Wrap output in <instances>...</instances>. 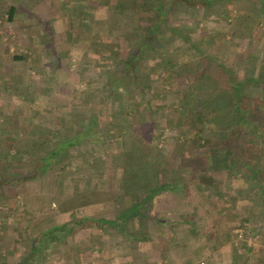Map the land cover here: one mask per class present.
Segmentation results:
<instances>
[{
	"label": "rangeland",
	"instance_id": "rangeland-1",
	"mask_svg": "<svg viewBox=\"0 0 264 264\" xmlns=\"http://www.w3.org/2000/svg\"><path fill=\"white\" fill-rule=\"evenodd\" d=\"M114 2L115 0H0V25L3 26L0 28L2 36L0 134L9 130L12 122L20 123L23 108L29 107L35 110L42 109V118L47 115L56 114L58 117L61 115L67 118L70 124L81 122L82 128L84 124L95 126L93 121L98 120L99 126L96 129L98 142L94 143L95 146L84 143L75 150L90 154V160L95 166L93 176L101 177L100 180L104 183L103 189L110 187L115 189L113 194L101 190L100 186L92 191H83L80 183H76L72 192L78 194V200L75 201V205L70 203L71 206L68 205L64 210L59 209L56 201L53 200L40 203L41 205L38 206L31 202V211L27 214L21 205L10 210L11 212L4 211L6 215L0 213V259L10 264H16L26 256L32 245H36L33 243L34 239L41 233L63 224L64 219L61 218L63 215L66 218L87 215L97 220L104 218L114 220L121 216L119 211L122 212L121 206L124 201L121 193L122 174L126 162L123 160L122 150L118 147L120 133L125 135L124 139L127 141L123 152L130 151L128 139L133 133L137 135L138 142L132 153V164L138 163L140 155H145L144 160L146 157L153 158L160 163L159 152L166 157L173 153L175 146L173 139L176 134L172 126L191 102L190 91L196 85L192 75L199 58L193 50L185 57L182 55V60L177 65L189 63L190 69L186 75L175 73V84L172 88L167 85L160 87V81L165 76L160 70L162 65L167 64L161 59L163 52L154 49L153 57L142 61L136 73L139 81H151V88L146 86V91L141 95L130 87L129 81L127 85L130 88L125 87V84L116 86L114 80L117 77L111 75L113 64L108 61L113 57L101 58L92 42L100 44L117 42L119 56L126 57L132 42L142 39L145 28L136 30L133 25H126V22H124L125 26L121 24V27L117 25L114 27L112 23L109 25L108 22L115 20L116 17ZM124 2L125 0H122V3ZM12 6L16 8L17 13L11 19L9 8ZM128 9L132 10L131 5L124 3L122 10L128 11ZM258 9L250 1H232L224 6H213L207 10L174 4L167 7L168 26L181 29L182 32L185 30L183 32L185 37L204 55L213 50L217 51L219 56L223 57L221 60L230 65L238 80H242L248 74L254 78L264 74V11ZM179 14L188 21H178L173 17H179ZM119 19L120 17L118 21ZM117 27H120L119 31ZM123 27H125L124 34L121 32ZM169 45L172 47L170 51L175 54L182 52L183 46L185 47L176 36ZM6 46L11 53L18 52L31 56L30 63L15 65L11 57L5 56L2 52ZM154 63H156L155 69ZM97 66L106 70L105 78L108 80V86L101 76V71L95 72ZM193 66L195 69L191 70ZM2 83L10 87V90L4 89ZM246 86L245 92L254 94L258 92L264 100L263 83H247ZM209 88L200 84L197 93L195 91L194 93L204 98L209 93ZM159 109L161 111H157ZM261 110H264V106ZM142 115L144 117H141ZM118 128L122 129V132L117 131ZM80 131L82 130L74 131L71 127L72 133ZM110 133L116 134L115 138L110 137ZM110 152L112 156L108 154ZM202 153L207 154L206 151H201L200 154ZM259 154L264 159V150ZM29 155L31 154H27ZM30 160L34 158L29 157ZM262 161L264 165V160ZM55 169L57 170L58 166ZM61 169L62 174L69 172L71 176L73 175V180H77L79 176H82V179L85 177L78 165L73 166L71 170L69 166H61ZM167 171L169 173L175 171L179 175L186 173L185 170H180L178 163ZM245 173L247 171L242 170L241 173L226 179L223 171L213 172L215 187L196 188L191 185L186 191L182 190L184 193L170 191L158 196L156 203L146 205L145 212L156 218L160 224L149 223L143 219L142 224L135 226L140 230L136 231L139 235L135 237L136 240L128 239V241L129 236H127L124 241L119 230L110 226H104L102 229H82L67 239L64 245L58 239L44 243L46 251H38L36 262L39 264H185L180 261V254L188 252L189 259L186 264H200V262L255 264L252 250L255 255L264 252V214L263 205L257 204V186L248 187L250 181L244 179L248 175ZM163 174L159 172L158 179L152 176L146 177V180L136 177V201L143 200L157 181H163ZM218 183L224 185V189L218 187ZM118 191L119 197L116 195ZM240 212H244L251 219L258 213L263 230L258 226L260 233L254 234L252 224L243 223L244 228L235 225L236 236L234 235L235 237L227 244L229 246L221 245L220 248L218 246L217 250L213 251L211 260L208 255L207 258L201 256V249L207 254L206 247L209 242L205 241L204 234L209 223H215V229L208 232L215 234V242L218 245V237H222L221 233L225 228L220 226L217 215L220 214L222 217V214L226 213L230 217ZM23 214L25 217L22 219ZM191 220L195 221V224H191ZM178 226L182 228V233L174 242L171 236L178 230L175 232L173 227L176 230ZM126 230L129 232L130 229ZM158 230L164 234L167 241L173 242H167L162 246L157 240V235L160 234ZM188 234H191V240H184L185 235ZM246 234L247 238H245ZM257 235L259 238L256 237ZM140 236H148V240L143 241ZM248 248L252 249L250 253L247 252ZM66 251L68 256L63 255ZM53 254H56V257H53ZM246 254L248 260L244 259Z\"/></svg>",
	"mask_w": 264,
	"mask_h": 264
},
{
	"label": "trees",
	"instance_id": "trees-1",
	"mask_svg": "<svg viewBox=\"0 0 264 264\" xmlns=\"http://www.w3.org/2000/svg\"><path fill=\"white\" fill-rule=\"evenodd\" d=\"M232 1H250L259 8V11H264V0H125L124 3L130 4L132 7L130 11L129 9L128 11L122 10L124 6L122 0H115L113 9L116 10L114 11L116 12V17L115 20L112 19V21L108 22L109 25L112 23L114 27L116 25L121 27V24L125 26L124 22H126V25H133L136 30L145 28L141 36L142 39L132 42L126 57L119 56V43L117 42L103 43L104 45L92 42L101 58L106 56L113 57L109 58L111 60L108 61L113 64L111 66L113 71L111 75L117 77L114 80L116 86L125 84V87H129L127 85L129 81L130 87L141 95L146 91V86L151 88L152 82L149 80L146 82L145 80L139 81L136 73L138 65L142 61L153 57L154 49L159 50L161 53L163 52L161 59H164L167 64L166 66L162 65L160 70L161 74L165 75L160 81V87L167 85L172 88L175 84V73L180 72L186 75L188 69H190L189 63L177 65V63L181 62L182 55L185 57L189 51L193 50L199 58L197 65H195L196 69L195 66L191 67V70L195 69L192 77L196 82V85L190 91L192 95L191 102L187 104L183 115L172 126L176 134L175 139H173V144L175 145L173 153L166 157L164 154H160V150H157L161 157L160 163L153 158L146 157L144 160L145 155H140L138 163L132 164L131 157L138 142L137 135L133 133L130 137L131 139H128L130 151L123 152V147L127 141L124 139L125 135L120 133L122 129L118 128L117 131H120L121 135L118 147L119 150H122L123 160L126 162L122 174L123 185L121 193L124 201L121 206L122 212L119 211L121 216L114 220L111 218H109L110 220L105 218L97 220L87 215L70 217L68 221L50 228L47 232L41 233L40 236L35 238L33 243L36 245H32L28 251L29 253L23 256L16 264H39L36 262V257L38 251H46L44 250V243L58 239L64 245L67 239H70L82 229H102L104 226H110L119 230L118 232L124 241L127 236H129L127 240H136L135 237L139 236L136 231L140 230L135 226L139 225V223L142 224L143 222L141 221L143 219L149 223L160 224L156 218H152L145 212L147 204L156 203L155 200L158 196L167 194L170 191H186L191 185L196 186V188H199V186L215 187L213 172L223 171L226 179H230L234 175L241 173L242 170H246L247 173L245 174L248 175L244 179L250 181L249 188H253L254 185L257 186V204L263 205L262 212L264 214V165L262 161L264 159L259 154L261 150H264V110H261V107L264 106V100H262L263 96L261 97L258 92L254 94L244 91L247 83L264 84V74L254 76V78H252L251 74H248L246 75L247 77L244 76L242 80H238L236 74L229 67L230 65L225 64L221 60L223 57L219 56L217 51L213 50L204 55L203 52L194 48L189 39L185 37L183 33L185 30L182 29V32L181 29H174L168 26L169 12L167 7L174 4L207 10L213 6H224V4ZM9 9V16L12 19L17 10L14 6ZM220 11H222L221 8ZM181 16L179 14V17H173L178 21H188L181 18ZM118 17H120L119 21ZM2 27L0 25V28ZM120 27H117V31H119ZM124 28L121 30L123 34L125 33ZM174 36L185 45V47H181L182 52L177 54L170 51L172 47L169 44ZM0 40H2L1 35ZM2 52L5 56H10L15 65L29 64L32 59L27 54L11 53L8 46L2 49ZM156 63L153 64L154 69ZM259 70H261L260 65ZM99 71H101V76H103L106 86H108V80L105 78L106 70L101 69L100 66L95 67V72L98 73ZM257 74H259V71ZM200 84L210 87L208 89L209 93L204 98H200L196 94ZM4 85L5 83H2L4 89L7 90L8 88L10 90V87H6V85L4 87ZM160 99L163 100L164 98L160 97ZM144 108H146V105H144ZM42 111V109L35 110L30 107L23 108L22 114H20L21 122L17 124L12 122L9 130L0 134L1 215H6L4 211L11 212L13 208L20 205L25 209V214H27L28 211H31L30 206L33 200L39 201L41 204L54 200L59 209L64 210L68 205H75V201L78 200V194L72 192L76 183H80L83 191H92L93 189H98L99 186L101 190L111 194L115 191L111 187L103 189L104 183L100 180L101 177L97 176L95 178L93 176V167L95 166L90 160V154H86L85 151L76 152L77 150H75L84 143L92 147L95 146L94 143L98 142V139H96L98 136L96 134V129L99 126L98 120L93 121L95 126L84 124V128H82L81 122L78 124L72 122L70 124L67 118L61 115L59 117L56 114L47 115V117L42 118ZM141 117L144 116L142 115ZM100 123L102 124L101 120ZM15 125L17 126L15 127ZM71 127H73L74 131L76 129H81L82 131L72 133ZM29 130L32 132H29ZM111 136L115 138L116 134L110 133ZM12 150L13 154H11ZM201 151H206L207 154H200ZM122 153H120L121 156ZM27 154L33 155L27 156ZM108 154L112 156L111 152ZM29 157L34 158V160L29 161ZM177 163L181 171L185 170L186 173L184 175L176 174L175 171L173 173L167 171L170 167H175ZM60 165L62 167L69 166L70 170L73 166H80L81 172L85 175L84 179L79 176L77 180H73V175L71 176L69 172H63L62 174ZM56 166H58L57 170L55 169ZM159 172L164 173L163 181H157L153 188L146 193L143 200L136 201L137 185L135 178L142 177L143 180H146L149 176H152L158 179ZM217 186L224 189L222 184L218 183ZM227 189L229 190V188ZM119 191L116 192L118 197ZM183 191L182 193H184ZM118 207L120 208V206ZM111 208L114 209L113 207ZM258 216L259 214L256 213L255 217L251 219L244 212L233 214L230 217L226 213L222 214V217H220V214L217 215L218 222L220 226L225 228V231L221 233L222 237H218L217 245L215 234L208 232L215 229V223H209L207 232L204 234L205 241L209 242L206 247L209 250L208 252L212 253L217 250L218 246L220 248L221 245L223 247L229 246L227 244L236 236L234 234L235 228H244L243 223L254 225V234L260 233L258 226L263 230V225L260 223L261 219ZM24 217L23 214L22 219ZM192 223L195 224V221L191 220ZM174 227L175 232L178 230L176 234L172 233L171 236V239L175 242L178 236L181 235L182 228L180 229L178 226L175 230ZM126 229H130L129 232ZM158 231L160 234L157 235V240L162 246L166 245L167 242H173L167 241L164 234L160 230ZM127 233L130 234L128 235ZM256 237L259 238L258 235ZM140 238L143 241L148 240V236H140ZM191 238V234H188V236L185 235L184 240H191ZM245 238H247V234ZM251 250L248 248L247 252L250 253ZM251 254L253 257L255 256V264H264L263 251L259 255H255L252 250ZM63 255L68 256V252L66 251ZM200 255L207 256L203 249H201ZM246 255L244 259L248 260V254ZM52 256L56 257V254ZM0 264L10 263L0 259Z\"/></svg>",
	"mask_w": 264,
	"mask_h": 264
},
{
	"label": "crops",
	"instance_id": "crops-1",
	"mask_svg": "<svg viewBox=\"0 0 264 264\" xmlns=\"http://www.w3.org/2000/svg\"><path fill=\"white\" fill-rule=\"evenodd\" d=\"M35 201V200H34ZM32 203H36V206H38L39 204H40V202L39 201H35V202H33V201H31ZM39 202V203H38ZM41 205V204H40ZM61 218L62 219H64V221H63V223L65 222V221H68L70 218H66L64 215H63V217L61 216ZM46 220V219H45ZM59 221V220H58ZM206 251H207V255L208 256H210V260L212 259V254H213V252L212 253H210V252H208L209 250L206 248ZM178 253H180L179 251H177ZM172 254H173V252H172ZM171 254V255H172ZM180 261H182V263H185L186 264V262L188 261V255L186 254V253H184V254H180ZM206 258H207V256H206ZM158 261V260H157ZM200 264H204L203 262H200Z\"/></svg>",
	"mask_w": 264,
	"mask_h": 264
},
{
	"label": "built area",
	"instance_id": "built-area-1",
	"mask_svg": "<svg viewBox=\"0 0 264 264\" xmlns=\"http://www.w3.org/2000/svg\"><path fill=\"white\" fill-rule=\"evenodd\" d=\"M239 235H241V236H242V234H239Z\"/></svg>",
	"mask_w": 264,
	"mask_h": 264
}]
</instances>
